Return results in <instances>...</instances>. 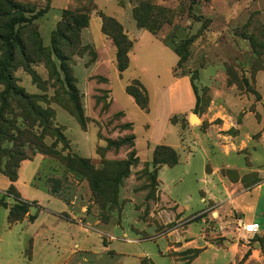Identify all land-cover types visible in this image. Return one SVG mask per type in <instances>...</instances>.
<instances>
[{
    "label": "rangeland",
    "instance_id": "1",
    "mask_svg": "<svg viewBox=\"0 0 264 264\" xmlns=\"http://www.w3.org/2000/svg\"><path fill=\"white\" fill-rule=\"evenodd\" d=\"M11 1L35 18L15 26L22 48L16 47L12 81L0 83V97L9 84L33 96L52 112L68 147L48 133L38 143H54L52 153L34 144H2L21 160L15 182L0 173V264H189L199 250L183 243L201 235L220 248L226 232L236 246L257 250L256 264H264V216L257 218L260 228L247 233L249 220L230 202L234 193L264 186V0ZM78 9L88 13V25L58 51L84 126L51 46L63 13ZM11 13L0 0V60ZM101 14L119 23L131 42L122 72L112 40L101 31ZM180 76L191 81L197 107L196 101L188 106L183 86L175 87ZM132 82L146 93L145 110L127 94ZM10 104L15 115L27 113ZM128 136L132 147L107 145ZM158 145L175 151L176 165H153ZM131 151L137 161L113 193L108 183L91 188L83 166L70 167L66 157L98 169L101 161H127ZM18 201L28 212L9 225V209Z\"/></svg>",
    "mask_w": 264,
    "mask_h": 264
},
{
    "label": "trees",
    "instance_id": "2",
    "mask_svg": "<svg viewBox=\"0 0 264 264\" xmlns=\"http://www.w3.org/2000/svg\"><path fill=\"white\" fill-rule=\"evenodd\" d=\"M2 3L8 10L12 11L10 17H8L5 23L6 33L1 36L4 47V56L0 60V83L12 81L11 70L15 61L16 47L22 48V41L15 26H26L31 22L32 16L27 18L24 16L25 12L20 5H17L11 0H2ZM9 14V13H7ZM88 25V13L83 9L74 10L72 12H64L61 21L58 23L56 30L53 33L51 46L57 56L62 60V69L64 71V82L67 88L68 99L73 106V114L77 117V120L81 126H84V117L79 104L78 92L74 85V81L68 72V68L65 65L66 58L60 55L58 46L61 42L70 43L72 39H78L81 29ZM141 27H147L142 25ZM101 31L104 35L110 38L115 47V61L116 67L119 72L124 71L128 67V51L131 49V42L127 39L121 25L111 19H107L101 14ZM252 49L256 48L254 43L251 42ZM191 84V81H190ZM127 94L130 95L139 109L145 110L147 101L146 93L142 90L138 83L132 82L126 87ZM258 97V95H256ZM34 97L23 93L21 89H17L13 84H9L5 93H1L0 97V173L5 176L11 183L15 182L17 177L15 168L21 159L14 160L15 154L12 151L3 147L4 142H11L12 144H34L38 146L39 150L44 154L45 152L52 153L55 148V144L50 146L38 143L39 139L48 133L54 140L62 144L67 149L68 141L65 139L60 128L53 124L52 112L42 108L38 102H33ZM195 107L198 105V99L195 97ZM12 103L16 108H20L21 111H27V113H21L15 115L13 109L10 108ZM16 104V105H15ZM264 106V105H263ZM32 117V118H31ZM126 127H130L131 124H126ZM35 128L40 129V132H35ZM43 135V136H42ZM134 137L128 136L122 140L107 141L108 147L118 149L122 145L133 146ZM36 142V143H35ZM50 148V150H48ZM68 165L77 169L78 166H83L84 172L88 178L91 188H96L108 183L113 193L115 184L122 176L128 173V167L137 161V157L134 151L129 152L127 161L122 163H109L101 161L98 169L94 168L85 159L74 158L69 155ZM64 157V158H66ZM8 159L6 162L2 160ZM67 159V158H66ZM178 156L173 149L164 145H158L155 147L152 155V163L154 166L167 165L173 167L177 164ZM121 167L123 171L119 174L112 173L115 171V167ZM114 176L118 178L115 179ZM14 190L13 186H10L8 191ZM27 203L18 201L13 207L9 209L8 224L12 225L21 221L25 214L28 212ZM199 252L195 255H197ZM196 257V256H195ZM246 256L243 258V262ZM238 264H243L242 262Z\"/></svg>",
    "mask_w": 264,
    "mask_h": 264
},
{
    "label": "crops",
    "instance_id": "3",
    "mask_svg": "<svg viewBox=\"0 0 264 264\" xmlns=\"http://www.w3.org/2000/svg\"><path fill=\"white\" fill-rule=\"evenodd\" d=\"M179 85L183 86L185 89L186 93H184V95L187 97L188 106L194 105L195 101L191 92L189 78L187 76H180L176 78L175 87H178ZM174 89L175 88L173 87L171 91L172 94H174ZM237 190L238 187H235L234 191H229V194L231 195L232 192H236ZM263 193L264 186L255 187L245 193H234L230 197V202L233 206V209L241 212L244 215V219L249 220V223L247 225L255 224L258 226L255 231L260 228V225L257 222V218L264 216ZM252 195L254 198L251 201H248V198ZM229 234L230 232H226L225 235H223L226 238L225 245L223 244V246L216 249H214V246L212 244L205 242L203 239H201V235L198 238L191 239L190 241L183 243V245L187 244V246H191L199 250L197 256L189 264H236V262L240 261L245 256V264H256L257 250H250L249 246L243 244L240 245V247L236 246V244L231 243L228 239L230 238ZM201 242H203L204 244Z\"/></svg>",
    "mask_w": 264,
    "mask_h": 264
},
{
    "label": "built area",
    "instance_id": "4",
    "mask_svg": "<svg viewBox=\"0 0 264 264\" xmlns=\"http://www.w3.org/2000/svg\"><path fill=\"white\" fill-rule=\"evenodd\" d=\"M240 225H242V224H240ZM257 228H258V226L255 225V224L246 225V226L244 227V229L246 230L247 233H252V232L255 231Z\"/></svg>",
    "mask_w": 264,
    "mask_h": 264
},
{
    "label": "bare ground",
    "instance_id": "5",
    "mask_svg": "<svg viewBox=\"0 0 264 264\" xmlns=\"http://www.w3.org/2000/svg\"><path fill=\"white\" fill-rule=\"evenodd\" d=\"M190 119H191L192 122L196 121V118L193 115H191Z\"/></svg>",
    "mask_w": 264,
    "mask_h": 264
}]
</instances>
